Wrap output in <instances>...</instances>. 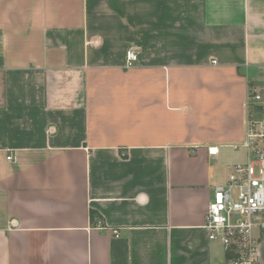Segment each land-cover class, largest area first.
<instances>
[{"label": "crops", "instance_id": "obj_1", "mask_svg": "<svg viewBox=\"0 0 264 264\" xmlns=\"http://www.w3.org/2000/svg\"><path fill=\"white\" fill-rule=\"evenodd\" d=\"M249 90L264 0H0V264H230Z\"/></svg>", "mask_w": 264, "mask_h": 264}, {"label": "built area", "instance_id": "obj_2", "mask_svg": "<svg viewBox=\"0 0 264 264\" xmlns=\"http://www.w3.org/2000/svg\"><path fill=\"white\" fill-rule=\"evenodd\" d=\"M137 62L136 49L128 48L125 68ZM243 106L245 163L230 167L226 182L214 188L204 215L208 238L219 241L224 251L233 254L230 264H256L264 245V100L258 92L249 90ZM217 153L216 147L207 148L209 156ZM6 160L12 162L14 158L8 155ZM96 226L102 227L100 220ZM113 233L118 236L117 231Z\"/></svg>", "mask_w": 264, "mask_h": 264}, {"label": "rangeland", "instance_id": "obj_3", "mask_svg": "<svg viewBox=\"0 0 264 264\" xmlns=\"http://www.w3.org/2000/svg\"><path fill=\"white\" fill-rule=\"evenodd\" d=\"M261 95L263 96V95H264V93H262ZM262 98H263V97H262ZM263 100H264V99H263ZM259 120H260V119L258 118V121H259Z\"/></svg>", "mask_w": 264, "mask_h": 264}]
</instances>
